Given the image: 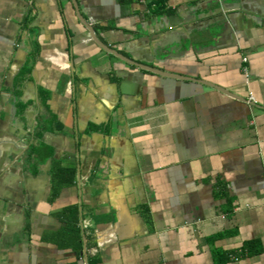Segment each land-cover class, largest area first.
Instances as JSON below:
<instances>
[{
    "label": "crops",
    "instance_id": "0c3cea01",
    "mask_svg": "<svg viewBox=\"0 0 264 264\" xmlns=\"http://www.w3.org/2000/svg\"><path fill=\"white\" fill-rule=\"evenodd\" d=\"M149 2L0 0V264H264V0Z\"/></svg>",
    "mask_w": 264,
    "mask_h": 264
},
{
    "label": "trees",
    "instance_id": "16d2710c",
    "mask_svg": "<svg viewBox=\"0 0 264 264\" xmlns=\"http://www.w3.org/2000/svg\"><path fill=\"white\" fill-rule=\"evenodd\" d=\"M167 0H150L149 2V5H153V10H156L158 12H161V11H168L166 9V7L164 6L165 3H166ZM155 11V12H156ZM45 96H41L42 98V101L45 102V98H43ZM44 127H41L40 125L37 126V128L35 129V137H39L41 134H43L44 132ZM33 148H30L29 149V154H33L34 150H32ZM50 180H51V184H52V194L53 195H56L57 194V191L58 189L60 188V186L64 185V184H71L73 183L74 181V175H75V167L72 166V165H68V166H64L62 165L59 161L57 160H53L51 162V165H50ZM67 210H70L71 211V219L70 221H72L71 223L68 222L69 224V227L67 228V230H69V233L70 234H65L66 237L70 236L72 237L74 240H76L77 242V246L80 248V229L78 227V225H76V222L75 220H77V208L72 206L70 207L69 209H66V212ZM251 244H254L252 242H250ZM251 244H247V248L249 249V245ZM258 249H253V250H250V252H257ZM218 261V259H217ZM220 261L221 263L224 262L223 260V256H220ZM218 264H219V261H218Z\"/></svg>",
    "mask_w": 264,
    "mask_h": 264
},
{
    "label": "water",
    "instance_id": "95a60500",
    "mask_svg": "<svg viewBox=\"0 0 264 264\" xmlns=\"http://www.w3.org/2000/svg\"><path fill=\"white\" fill-rule=\"evenodd\" d=\"M72 1H73V0H72ZM227 30H230V23H229V22H225V23H224V29H223L222 31L225 32V31H227ZM90 31H91V29H90ZM91 34H92L94 40L96 41V43H97L100 47L104 48L105 50H108V51L112 52L114 55H116L117 57L123 59L124 61H128V62L130 61V60H128L127 58H125V57H123L122 55H120L119 53L115 52L114 50H112V49L108 48L107 46H105L104 44H102V43H101V42H100V41L94 36L93 32H92ZM176 43H178L180 46L182 45L181 42H180V40H177ZM179 45H178V46H179ZM169 51H170L169 55H174L173 51H176V49H175L174 47L171 46V47L169 48ZM82 253H83V254L85 253L84 250L82 251Z\"/></svg>",
    "mask_w": 264,
    "mask_h": 264
},
{
    "label": "built area",
    "instance_id": "2783aa9c",
    "mask_svg": "<svg viewBox=\"0 0 264 264\" xmlns=\"http://www.w3.org/2000/svg\"><path fill=\"white\" fill-rule=\"evenodd\" d=\"M243 60L245 61L246 59H245V58H243Z\"/></svg>",
    "mask_w": 264,
    "mask_h": 264
}]
</instances>
